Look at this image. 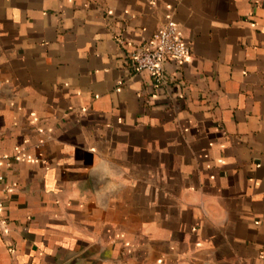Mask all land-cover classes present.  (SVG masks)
<instances>
[{"label": "crops", "instance_id": "0c3cea01", "mask_svg": "<svg viewBox=\"0 0 264 264\" xmlns=\"http://www.w3.org/2000/svg\"><path fill=\"white\" fill-rule=\"evenodd\" d=\"M0 218V264H264V0H0Z\"/></svg>", "mask_w": 264, "mask_h": 264}, {"label": "built area", "instance_id": "2783aa9c", "mask_svg": "<svg viewBox=\"0 0 264 264\" xmlns=\"http://www.w3.org/2000/svg\"><path fill=\"white\" fill-rule=\"evenodd\" d=\"M191 53L190 45L185 41L176 22L168 19L149 38H147L131 54L132 62L137 70L148 71L155 82L164 77L165 65H180ZM4 223L0 218V231Z\"/></svg>", "mask_w": 264, "mask_h": 264}]
</instances>
